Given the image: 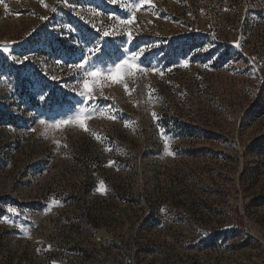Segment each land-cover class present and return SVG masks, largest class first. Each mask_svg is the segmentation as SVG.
Instances as JSON below:
<instances>
[{"label":"rangeland","instance_id":"1","mask_svg":"<svg viewBox=\"0 0 264 264\" xmlns=\"http://www.w3.org/2000/svg\"><path fill=\"white\" fill-rule=\"evenodd\" d=\"M0 264H264V0H0Z\"/></svg>","mask_w":264,"mask_h":264},{"label":"snow or ice","instance_id":"2","mask_svg":"<svg viewBox=\"0 0 264 264\" xmlns=\"http://www.w3.org/2000/svg\"><path fill=\"white\" fill-rule=\"evenodd\" d=\"M146 2H147V0H146ZM105 35H108V33H105ZM138 55H139V53H133L132 54V59L135 60ZM123 64H127V61H124ZM123 64H117L116 65V68L117 69H120L123 66ZM133 67H135V65H133ZM88 75L91 76V77H95L97 75V73H95V72H89ZM83 87H84L85 92L90 91L91 85H90V83H89L88 80H85L84 81ZM79 122H80L81 126L83 127L84 126L83 120H80ZM41 123H43V121H41ZM60 123L67 124L68 121H62ZM57 126H59V124ZM169 154H171V153H169ZM12 211H14V210H12Z\"/></svg>","mask_w":264,"mask_h":264}]
</instances>
